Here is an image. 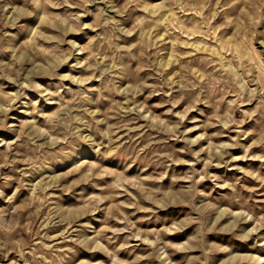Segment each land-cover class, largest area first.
Returning <instances> with one entry per match:
<instances>
[{
  "label": "rangeland",
  "instance_id": "obj_1",
  "mask_svg": "<svg viewBox=\"0 0 264 264\" xmlns=\"http://www.w3.org/2000/svg\"><path fill=\"white\" fill-rule=\"evenodd\" d=\"M0 264H264V0H0Z\"/></svg>",
  "mask_w": 264,
  "mask_h": 264
}]
</instances>
